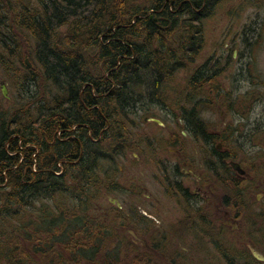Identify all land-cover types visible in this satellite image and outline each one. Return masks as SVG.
Wrapping results in <instances>:
<instances>
[{
    "label": "trees",
    "instance_id": "16d2710c",
    "mask_svg": "<svg viewBox=\"0 0 264 264\" xmlns=\"http://www.w3.org/2000/svg\"><path fill=\"white\" fill-rule=\"evenodd\" d=\"M223 2L0 0V264H176V249L154 258L126 240L124 213L97 206L132 149L130 117L165 108V78L218 76L194 62Z\"/></svg>",
    "mask_w": 264,
    "mask_h": 264
},
{
    "label": "flooded vegetation",
    "instance_id": "af4514ba",
    "mask_svg": "<svg viewBox=\"0 0 264 264\" xmlns=\"http://www.w3.org/2000/svg\"><path fill=\"white\" fill-rule=\"evenodd\" d=\"M201 65V72L215 70L204 61L195 72ZM213 80L181 95L180 106L161 109L174 123L149 122L151 139L127 150L128 166L115 162L113 188L97 210L125 212L133 240L158 260L176 249V264H264L257 259L264 258V138H245L239 124L234 135L226 115L246 116L248 93L202 91ZM131 211L139 215L132 219Z\"/></svg>",
    "mask_w": 264,
    "mask_h": 264
},
{
    "label": "rangeland",
    "instance_id": "374dc122",
    "mask_svg": "<svg viewBox=\"0 0 264 264\" xmlns=\"http://www.w3.org/2000/svg\"><path fill=\"white\" fill-rule=\"evenodd\" d=\"M203 31L204 44L194 64L199 65L209 60L214 65L215 70L218 71V76L212 81L213 83L206 84L202 91H216L217 95L222 97L226 94L231 96L237 91L248 93L245 100L247 104V108H245L246 116H238L233 112H229L226 119L234 125V135L236 134L235 129H237L236 124H239L240 126L244 125L242 131L245 138L251 136L250 138L253 140L263 139L264 0H224L217 12L204 22ZM216 60L217 63H215ZM193 69L188 67L187 70H180L175 75L165 78L163 82L165 107L167 106L170 109L175 101H178L180 106L181 95L186 94L188 91H199L196 87L198 85L194 86L189 81ZM210 85H213V87ZM194 87L196 88L194 89ZM6 88L7 96L10 98V89L7 85ZM148 108L146 113L132 115L130 117L132 124L128 126L129 131L132 133L130 144L139 150H141L143 142L150 140L151 133L155 132V128L147 121L149 117L155 116L162 119L164 123H174L165 112L161 111L163 107L148 106ZM239 112L242 113L240 109ZM220 117L217 113L208 118L212 121L211 125H214ZM128 160L127 155L126 157L121 156L117 166H128ZM139 172L146 173L143 169ZM136 215H139V213L131 211L130 218L133 219ZM131 226L133 225L127 223L121 231L126 235V240L134 241L135 228ZM112 229L109 228L108 230ZM116 233L118 231L114 230L113 234ZM137 245H140V242ZM63 258L68 260V254L63 252ZM51 262L56 264V260Z\"/></svg>",
    "mask_w": 264,
    "mask_h": 264
},
{
    "label": "water",
    "instance_id": "95a60500",
    "mask_svg": "<svg viewBox=\"0 0 264 264\" xmlns=\"http://www.w3.org/2000/svg\"><path fill=\"white\" fill-rule=\"evenodd\" d=\"M153 22H154V20H153ZM0 90H1L2 96L4 98H7L8 99V96H7V88H6V85L3 82H0ZM155 122L158 123V124H160L158 121H155ZM257 259L264 263V258L258 257Z\"/></svg>",
    "mask_w": 264,
    "mask_h": 264
}]
</instances>
